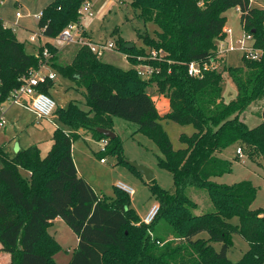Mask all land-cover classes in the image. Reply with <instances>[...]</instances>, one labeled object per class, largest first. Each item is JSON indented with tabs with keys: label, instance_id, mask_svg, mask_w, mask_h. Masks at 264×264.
Here are the masks:
<instances>
[{
	"label": "trees",
	"instance_id": "1",
	"mask_svg": "<svg viewBox=\"0 0 264 264\" xmlns=\"http://www.w3.org/2000/svg\"><path fill=\"white\" fill-rule=\"evenodd\" d=\"M87 1L55 0L44 9L39 28L48 38L59 36L68 25L80 23V9ZM251 2L255 0H130L137 17L159 29L155 41L139 34L140 39L149 49L167 54L164 62H151L160 73L150 80L139 77L134 68L98 59L88 47H75L63 56V50L46 43L52 54L49 67L85 90L90 112L74 102L55 111L71 132L56 127L45 158L37 144L14 157L0 146V243L11 255V264H56L52 255L60 246L48 228L57 218L78 236L69 264H264V210L252 209L258 189L247 181L232 186L213 181L233 172V162L219 156L230 147L244 150L253 163L264 161V120L251 129L243 117L252 106L254 114L261 115L264 105V7L254 8ZM233 8L240 9L241 26L253 35L262 55L256 61L243 56L244 64L237 68L227 69L225 62L202 79L190 77L191 62L219 63L217 45L226 38L225 15ZM116 45L119 54L128 55L131 67L141 64L139 58L148 50L123 42ZM43 51L41 47L28 53L0 19V105L24 77L39 70L45 62ZM225 72L238 90L230 104L222 95ZM53 85L48 80L40 91L50 95ZM153 86L169 101L166 118L196 129L193 136H182L184 149L175 151L161 127L156 103L147 93ZM113 117L137 124L165 154L161 165L172 174L174 185L165 190L155 180L149 183L160 207L152 225L141 223L127 193L117 187L116 199L101 198L79 176L73 144L82 136L80 130L94 140H108L96 154L100 161L121 155L118 138L98 131H112ZM235 234L249 244L237 263L228 257Z\"/></svg>",
	"mask_w": 264,
	"mask_h": 264
},
{
	"label": "rangeland",
	"instance_id": "2",
	"mask_svg": "<svg viewBox=\"0 0 264 264\" xmlns=\"http://www.w3.org/2000/svg\"><path fill=\"white\" fill-rule=\"evenodd\" d=\"M2 1L4 0H0V2ZM5 1L9 3V0ZM15 1L20 8L16 6L10 8L9 5L4 7L6 14H8V20L13 19L18 11L25 15L30 14V17L22 20L20 24L22 27L34 26V29H30V31L38 32V24L31 18L33 13L28 11L26 5H30L31 8L37 5L44 6L49 0H13V3ZM90 2L94 16L85 18L83 27L95 40L118 44L123 42L134 45L136 49H149L146 43L140 39L139 34L142 36L147 35L151 41L156 40L159 32L158 27L154 23H148L138 18L133 12L130 0H90ZM252 6L257 9L263 8L264 0H255ZM225 16L227 18L226 28H231L234 31V38L238 39L244 34L240 22L241 14L237 8H233ZM7 24L9 25V23ZM16 30L18 31H16L18 39L25 44L27 52L34 53L33 47L26 43L29 32L25 31L26 34L20 29ZM46 40L48 41L45 38L43 42ZM50 42L55 44V41ZM70 47L69 52L66 51L67 49H63V56L69 55L68 53L71 54L75 47L79 46ZM101 60L126 70L132 68L126 62L124 55L117 52L108 53ZM226 62L227 69L241 67L244 64L243 54L241 52H229L226 56ZM41 73L43 75L53 73L56 77L53 87L49 89V94L57 104L56 110L65 109L71 102H74L80 105L82 109L90 112L85 105L84 89L78 87L76 83L68 78L61 76L51 67L43 69ZM151 88L153 89V87ZM222 88L224 102L226 104L232 103L238 96V90L229 72L224 73ZM152 89L149 88L147 93L156 103L162 129L167 133L175 151L184 149L186 145L182 142V136H193L196 132L195 127L193 125H180L167 119L168 99L161 96L157 89ZM262 110L264 112V105ZM254 112L255 108L252 106L243 116L251 129L258 127L264 120L263 112L261 115H256ZM91 115H94V113L91 112ZM0 122L4 123V126L0 127V146H6V150L11 157H14L19 150L37 144L41 156L45 158L52 148V137L56 127L64 132H71L68 127L60 124L56 115L49 119L39 120L24 106L12 105L9 102L0 105ZM80 131L82 136L76 139L73 144V156L79 175L91 185L99 197L107 200L116 199L119 196L118 185H127L135 190V195L130 197L131 208L141 220L145 217L152 205L156 204V200L151 193L149 183L144 177L140 176L137 170L131 166V163H136L151 170L155 175L156 183L161 188L165 190L172 189L174 185L172 174L161 165V161L165 159L164 152L150 135L139 131L137 124L118 117L112 118V131L118 138V142H120L122 157L121 155L106 156V164L101 163V156L96 155L101 152L103 141L94 140L90 135H85V132ZM237 150L238 147L233 146L219 153L222 159L233 162V172L213 180L229 186L244 181L251 182L258 189L257 198L252 209L264 210V161L253 163L245 156L244 150V157L237 159ZM21 175L23 178L27 177V173L24 171H21ZM50 231L60 246V249L52 255L53 261L56 264H69L78 247L77 234L62 219L53 222ZM203 236L207 237V235ZM232 242L233 248L228 257L233 263H237L248 252L249 244L238 234L233 235ZM216 248L220 250V245H216ZM114 254L116 253L114 252Z\"/></svg>",
	"mask_w": 264,
	"mask_h": 264
},
{
	"label": "built area",
	"instance_id": "3",
	"mask_svg": "<svg viewBox=\"0 0 264 264\" xmlns=\"http://www.w3.org/2000/svg\"><path fill=\"white\" fill-rule=\"evenodd\" d=\"M253 4L254 2H251V6ZM237 9L240 13V9ZM42 16L43 12L36 15L35 19L40 21ZM80 16V23H72L68 25L59 36L55 38H48L45 36V29L39 28L38 32L33 33L30 36L29 42L39 44L41 39L46 38L48 39V42L55 41V44L50 43L60 51L69 46L88 47L100 60L108 53H119L115 42L97 41L91 37V35L88 34L83 27V20L94 16L93 7L90 1L83 4L80 9ZM17 18H21V13L17 14ZM225 34L226 38L221 40L217 45L216 57L219 63L215 65L214 63L208 64L207 61L191 62L187 64V72L190 77L202 79L206 72L220 70L221 66L225 64V57L229 52H241L243 56L250 61H256L262 55V50L255 47V40L251 33L244 30V34L238 39H235L234 31L231 28H225ZM41 47L44 48L43 56L45 58V62L40 66L39 70L32 71L29 76L24 77L22 85L18 89L14 90L7 100L12 105L24 106L36 117V119L39 120L49 119L54 115L57 108L55 100L50 95L40 91L41 86L47 83L48 80H56L53 73L49 75H43L41 73L43 69L49 67V60L52 57V54L46 44ZM127 56L128 55H124L126 61H128ZM166 57L167 54L163 49L150 48L146 51L145 57L139 58L141 64L134 67L132 66V68L136 69L139 77L144 80H150L153 76L160 73V69L154 67L151 62H164ZM2 126H4V123L0 122V127ZM107 145L108 140H103L102 151ZM236 153L237 156L244 157V152L241 148H238ZM106 161L107 160H101V163H106ZM118 188L127 193L130 197L135 195V190L127 185L119 184ZM159 212L160 207L158 203L152 205L145 217L141 220V223L148 226L152 225L158 217Z\"/></svg>",
	"mask_w": 264,
	"mask_h": 264
},
{
	"label": "crops",
	"instance_id": "4",
	"mask_svg": "<svg viewBox=\"0 0 264 264\" xmlns=\"http://www.w3.org/2000/svg\"><path fill=\"white\" fill-rule=\"evenodd\" d=\"M47 1V0H46ZM55 0H52V1H48V3L47 4H45L44 6H42V5H37V6H34L33 8H31V6L30 5H26V7H27V9H28V11H32L31 13H33V15H32V19L38 24V27H39V21H37L36 19H35V16L36 15H38V14H40V13H42L43 11H44V9L46 8V7H48L51 3H53ZM6 5H9L10 6V8H12V6H16V7H18V8H20L19 7V4L15 1L14 3H13V0H9V3H6V1L4 0V1H2V2H0V19L3 21V23H4V25H5V27L6 28H10V29H13L14 30V32L16 33V29H20L23 33H26L25 31H28L29 33V37H28V39L26 40V43H28L30 46H32L33 47V49L35 50L34 51V53L36 52V49H39L41 46H43L44 44H46L48 41L46 40V41H44L43 42V40L44 39H41V41L39 42V44H33V43H30L29 42V38H30V36L34 33V32H32V31H30V29H34V26H24V27H22L21 26V24H20V22L22 21V20H24L25 18H27V17H30V14L29 15H25L24 13H22V12H16V14H15V16H14V18L13 19H11L10 21L8 20V18H7V15L8 14H6V9L4 8ZM42 11V12H41ZM40 12V13H39ZM18 13H21V18H17V14ZM7 23H9V25L7 24ZM25 24V23H24ZM39 30V29H38ZM18 32V31H17ZM27 34V33H26ZM17 35V34H16ZM91 35V34H90ZM91 37H93L92 35H91ZM17 38H18V35H17ZM94 38V37H93ZM95 39V38H94ZM20 42H21V40L20 39H18ZM28 53H30V54H33L32 52H28ZM127 63H129L128 61H126ZM130 64V63H129ZM130 69V68H129ZM54 83H55V81H54ZM150 89H152V88H150ZM153 89H154V87H153ZM152 89V90H153ZM156 89V88H155ZM156 92V91H155ZM161 96H163L164 97V95H161ZM6 102H8V101H6ZM5 102V103H6ZM168 110H169V101H168ZM4 113V112H3ZM81 132V131H80ZM236 155H237V153H236ZM240 158H242V157H240ZM75 160V159H74ZM76 163V162H75ZM106 163H107V161H106ZM106 163H103V164H106ZM77 167V166H76ZM78 170V169H77ZM79 173V172H78ZM80 176V175H79ZM214 181V180H213ZM214 182H216V181H214ZM217 184H220V183H218V182H216ZM59 219H61V218H57L56 220H59ZM55 220V221H56ZM54 221V222H55ZM52 224H53V222L52 223H50V227L48 228V233H49V235L51 236V237H53L54 238V236H53V234H52V232L50 231V228H51V226H52ZM55 239V238H54ZM56 241V240H55ZM57 242V241H56ZM78 242H79V240H78ZM58 243V242H57ZM11 261H12V257H11V255L9 254V253H6V252H3L2 251V245H1V243H0V264H11Z\"/></svg>",
	"mask_w": 264,
	"mask_h": 264
},
{
	"label": "water",
	"instance_id": "5",
	"mask_svg": "<svg viewBox=\"0 0 264 264\" xmlns=\"http://www.w3.org/2000/svg\"><path fill=\"white\" fill-rule=\"evenodd\" d=\"M129 48H133V45H130ZM263 119H264V112H263ZM98 131H99L100 134L104 135L105 137H107L109 139H115L116 138L115 133L113 131H111V130L100 128ZM131 166L133 168H135L137 170V172L139 174H141L146 179V181L148 183H150L153 180H155L154 173L151 170H149L148 168L140 166V165H137L136 163H131Z\"/></svg>",
	"mask_w": 264,
	"mask_h": 264
}]
</instances>
